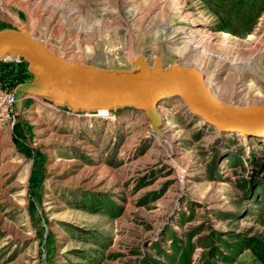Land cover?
Masks as SVG:
<instances>
[{
	"label": "rangeland",
	"instance_id": "374dc122",
	"mask_svg": "<svg viewBox=\"0 0 264 264\" xmlns=\"http://www.w3.org/2000/svg\"><path fill=\"white\" fill-rule=\"evenodd\" d=\"M19 24L70 62L159 55L264 105V0H0V31ZM31 77L0 62V90ZM37 98L0 131V264H264V135L219 132L181 97L160 104L164 139L144 112Z\"/></svg>",
	"mask_w": 264,
	"mask_h": 264
},
{
	"label": "water",
	"instance_id": "95a60500",
	"mask_svg": "<svg viewBox=\"0 0 264 264\" xmlns=\"http://www.w3.org/2000/svg\"><path fill=\"white\" fill-rule=\"evenodd\" d=\"M28 64L31 79L13 91L14 123L21 120L27 95L38 96L71 113L94 114L125 109L144 112L151 130L161 139L160 102L178 95L189 110L219 132L264 133V105L237 106L215 95L205 74L196 67L165 66L159 55L151 64L143 54L130 60L131 67L103 68L70 62L38 40L24 24L0 31V62L7 56Z\"/></svg>",
	"mask_w": 264,
	"mask_h": 264
},
{
	"label": "built area",
	"instance_id": "2783aa9c",
	"mask_svg": "<svg viewBox=\"0 0 264 264\" xmlns=\"http://www.w3.org/2000/svg\"><path fill=\"white\" fill-rule=\"evenodd\" d=\"M15 100L13 89L0 90V131L14 124L13 111Z\"/></svg>",
	"mask_w": 264,
	"mask_h": 264
},
{
	"label": "bare ground",
	"instance_id": "6f19581e",
	"mask_svg": "<svg viewBox=\"0 0 264 264\" xmlns=\"http://www.w3.org/2000/svg\"><path fill=\"white\" fill-rule=\"evenodd\" d=\"M8 56V55H7ZM27 97V99H31V98H37L38 96H35V95H27L26 96ZM180 96H178V95H174V96H171V97H166V98H164L161 102H160V104L161 103H164L165 101H167V100H169V99H173V98H179ZM27 99H26V101H27ZM38 99V98H37ZM42 99V98H41ZM160 104H159V106H158V111H159V113H160V115L162 116V114H163V112L160 110L161 109V106H160ZM24 110H25V108H24ZM24 112V111H23ZM92 115H99V116H103V115H110V112H108V111H100V112H98V113H94V114H92ZM202 119V122L201 123H204V122H206L203 118H201ZM162 120H163V117H162ZM162 130V129H161ZM239 135H241L243 138H245V139H247V138H249V135L248 134H245V135H242L240 132H237ZM264 135V133L263 134H260V135H258V136H263Z\"/></svg>",
	"mask_w": 264,
	"mask_h": 264
},
{
	"label": "crops",
	"instance_id": "0c3cea01",
	"mask_svg": "<svg viewBox=\"0 0 264 264\" xmlns=\"http://www.w3.org/2000/svg\"><path fill=\"white\" fill-rule=\"evenodd\" d=\"M29 100H31V99H27V101L25 102V106H28L27 103H28Z\"/></svg>",
	"mask_w": 264,
	"mask_h": 264
},
{
	"label": "trees",
	"instance_id": "16d2710c",
	"mask_svg": "<svg viewBox=\"0 0 264 264\" xmlns=\"http://www.w3.org/2000/svg\"><path fill=\"white\" fill-rule=\"evenodd\" d=\"M263 260V259H262Z\"/></svg>",
	"mask_w": 264,
	"mask_h": 264
}]
</instances>
